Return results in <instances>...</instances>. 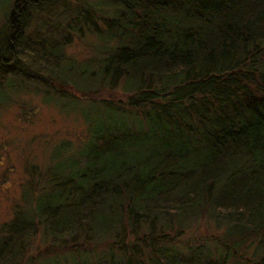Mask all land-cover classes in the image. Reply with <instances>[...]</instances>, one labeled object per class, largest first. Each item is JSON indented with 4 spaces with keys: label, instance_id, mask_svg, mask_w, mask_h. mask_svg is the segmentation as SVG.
<instances>
[{
    "label": "trees",
    "instance_id": "obj_1",
    "mask_svg": "<svg viewBox=\"0 0 264 264\" xmlns=\"http://www.w3.org/2000/svg\"><path fill=\"white\" fill-rule=\"evenodd\" d=\"M51 1L15 0L0 28V108L22 88L60 110L86 101L85 139L26 165L0 264H20L38 230L55 248L41 264H264V0H63L22 42ZM89 32L74 61L71 34ZM200 217L219 237L181 238Z\"/></svg>",
    "mask_w": 264,
    "mask_h": 264
},
{
    "label": "rangeland",
    "instance_id": "obj_2",
    "mask_svg": "<svg viewBox=\"0 0 264 264\" xmlns=\"http://www.w3.org/2000/svg\"><path fill=\"white\" fill-rule=\"evenodd\" d=\"M63 0H52L49 4L31 11L28 23L25 25L22 42L29 41L31 37L36 40L44 31V26L53 19H57ZM76 1L68 0L67 5H74ZM91 1V0H88ZM15 0H0V28L4 27L7 15L11 12ZM30 36V37H29ZM71 40L65 46V54L74 61H80L91 50L94 36L89 32L85 35L71 34ZM18 67L28 74H40L41 69L32 61L31 55L19 51ZM16 83L21 80L16 78ZM10 92V91H9ZM101 98L116 100L122 98L118 89H102L96 93ZM13 99L10 105L0 108V223L12 216L15 204L21 200V184L25 183L29 175L26 165L30 162L45 164L48 162L50 149L60 140H68L72 147L85 139V123L79 111L87 113V102H76L69 99H59L62 105L57 107V99L49 95L42 97L33 90L22 88L16 94H10ZM77 110V111H76ZM181 238L197 234L219 237L220 230L212 223L200 217L189 222ZM1 225V224H0ZM49 242V241H48ZM20 264H24L25 257L35 255V264H41L45 259L52 257L55 248L47 245L41 235V230L35 233ZM251 248L248 252H251Z\"/></svg>",
    "mask_w": 264,
    "mask_h": 264
}]
</instances>
